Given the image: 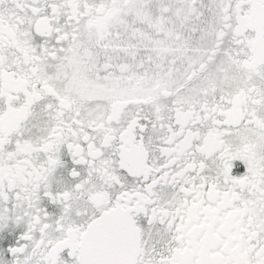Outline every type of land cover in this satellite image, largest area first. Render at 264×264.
Returning a JSON list of instances; mask_svg holds the SVG:
<instances>
[{
  "label": "snow or ice",
  "instance_id": "snow-or-ice-1",
  "mask_svg": "<svg viewBox=\"0 0 264 264\" xmlns=\"http://www.w3.org/2000/svg\"><path fill=\"white\" fill-rule=\"evenodd\" d=\"M0 264H264V0H0Z\"/></svg>",
  "mask_w": 264,
  "mask_h": 264
}]
</instances>
